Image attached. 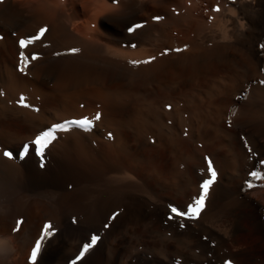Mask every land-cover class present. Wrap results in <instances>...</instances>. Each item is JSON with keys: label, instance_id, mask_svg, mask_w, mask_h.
Masks as SVG:
<instances>
[{"label": "bare ground", "instance_id": "bare-ground-1", "mask_svg": "<svg viewBox=\"0 0 264 264\" xmlns=\"http://www.w3.org/2000/svg\"><path fill=\"white\" fill-rule=\"evenodd\" d=\"M45 26L21 73L18 40ZM0 37V264H30L48 222L38 264H72L92 234L77 264H264V187L242 190L264 184V0H0ZM96 113L41 167L39 133ZM209 158L217 182L182 228L169 206L199 196Z\"/></svg>", "mask_w": 264, "mask_h": 264}, {"label": "snow or ice", "instance_id": "snow-or-ice-1", "mask_svg": "<svg viewBox=\"0 0 264 264\" xmlns=\"http://www.w3.org/2000/svg\"><path fill=\"white\" fill-rule=\"evenodd\" d=\"M215 11H219V7L214 9ZM163 17L160 16H154L153 20L160 21ZM145 27V23H134L131 26L127 27V31L129 33H135L138 30ZM48 31L47 26L42 27L39 29L36 35L28 36L26 38H20L18 40L19 48L21 49L19 53V65L18 70L21 73L27 74V69L31 61L39 59V57L36 54H32L31 60L29 59V56L25 54V49L29 48V46L34 45L37 41H40L44 36L45 33ZM0 39H3V37H0ZM131 47L135 48L136 45H131ZM187 47V46H185ZM262 48H264V45H261ZM184 49H166L165 52L161 53V55H166L169 52H181ZM69 54H77L81 50L78 48H72L69 49ZM56 55H61V53H56ZM152 60H155V57L150 58L149 60L145 61H132V63L138 64V63H150ZM264 70V69H262ZM262 84H264V81H261ZM3 93L0 92V95ZM19 105L25 108H32V105L26 103V98L24 96H21L19 100L17 101ZM171 107L170 105L168 106ZM35 111H39L38 108L33 109ZM101 119V113H96L93 118L83 117L81 119H74V120H66L62 123L51 125L50 128L42 131L39 133L33 141L30 142L31 145L36 146L37 154L40 157L41 160V167H44V160L46 151L49 149L50 145L53 144V142L57 139V132L58 131H69L74 126L80 129H83L85 131H91L96 126V121H99ZM187 134V133H185ZM109 138L112 137L111 133H108ZM245 144L247 142L245 141ZM29 151V144L24 145V150L22 155H26ZM248 151L251 153L252 149L248 148ZM2 155L8 157L9 159L13 158V153L11 151H3ZM260 163L264 164V161H261ZM207 165H208V178L204 179L202 183L200 184V194L197 197L193 198V202L188 204L185 209L181 210L177 206H169V219H176L180 222V227H185L184 220L188 219L190 221H196L200 218L201 213L206 208V201L209 197L210 190L213 188V186L216 184L218 179V173L213 166L212 160L209 158L207 159ZM249 176L251 178H254L256 180H264V174H262L260 171H250ZM256 187H264V184L256 185L252 182V179L246 180L245 185L243 187L244 192H248L249 190H252ZM116 218V214L113 215L112 219ZM23 221L17 222V227L14 229V231L19 230V225ZM76 220L73 218V223H75ZM108 225H106L107 227ZM56 234V229L52 225L51 222L45 223L43 226L42 232L40 237L35 241V244L31 250L29 261L30 264H38V260L42 255L43 249L46 247L47 243L49 242L50 238H53ZM101 237L92 234L90 237L89 242L84 243L82 245L81 251L79 255L76 257V259L72 262V264H77V261H82L86 254H88L92 249H94L98 242L100 241ZM207 239V238H205ZM225 264H233L232 260L225 261Z\"/></svg>", "mask_w": 264, "mask_h": 264}]
</instances>
